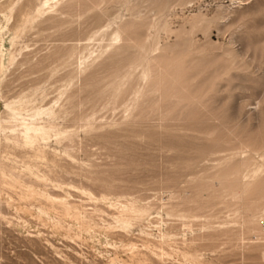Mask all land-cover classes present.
<instances>
[{"label": "rangeland", "instance_id": "374dc122", "mask_svg": "<svg viewBox=\"0 0 264 264\" xmlns=\"http://www.w3.org/2000/svg\"><path fill=\"white\" fill-rule=\"evenodd\" d=\"M65 1L0 0V120L56 111L0 135V264H264V0Z\"/></svg>", "mask_w": 264, "mask_h": 264}, {"label": "bare ground", "instance_id": "6f19581e", "mask_svg": "<svg viewBox=\"0 0 264 264\" xmlns=\"http://www.w3.org/2000/svg\"><path fill=\"white\" fill-rule=\"evenodd\" d=\"M154 1V0H153ZM158 1V0H156ZM159 2V1H158ZM70 3V1H69ZM72 4V3H71ZM69 4V5H71ZM158 4V3H157ZM69 5L67 4V2L65 0H44L43 2V7L40 10V13H43L45 15V20L41 23H45L47 24V22L50 21H54L57 19H61V17H63L65 14H67V12L69 11ZM74 5V3H73ZM77 6V5H76ZM72 7V5H71ZM74 7V6H73ZM77 8V7H75ZM226 9V8H225ZM68 10V11H67ZM71 10V9H70ZM76 12V9H74ZM71 13V12H70ZM74 11L72 12L73 15ZM65 19V18H63ZM38 22V17L34 19V21L32 22V25L30 26L31 28L34 26V24H36ZM56 22V21H55ZM61 23V22H59ZM44 24V25H45ZM43 25V27L45 28V26ZM51 25V22L50 24ZM48 25V26H49ZM42 26V25H41ZM47 26V28H48ZM40 29V28H39ZM122 31H129L131 29L130 26H124L121 27ZM41 30V29H40ZM46 30V28L44 29ZM133 31V29H132ZM122 33V32H121ZM131 33V32H129ZM127 33V35L129 34ZM246 33V32H245ZM125 34V33H124ZM114 41L118 40L119 36H118V32L115 33L114 35ZM259 36V35H258ZM242 39V38H241ZM244 39V38H243ZM249 39V38H246ZM254 39V38H253ZM255 40V39H254ZM258 40V39H257ZM262 40V39H261ZM240 41V40H239ZM246 41V40H245ZM256 41V40H255ZM249 42V41H248ZM252 42V41H251ZM247 43V41H246ZM253 43V42H252ZM257 43V42H256ZM263 44V43H262ZM245 45V44H244ZM247 46L249 45L248 43L246 44ZM251 45V44H250ZM255 47V46H254ZM253 47V48H254ZM1 48V46H0ZM248 49H250V47H248ZM248 49H244L247 50ZM255 49V48H254ZM261 49V48H260ZM69 50L65 48V51ZM259 50V49H258ZM62 51V50H61ZM67 52V51H66ZM69 52V51H68ZM67 52V54H68ZM254 52V51H253ZM260 52V51H259ZM264 52V51H263ZM25 52H23L24 54ZM65 53V52H64ZM248 53V52H246ZM255 53V52H254ZM30 54V53H29ZM66 54V53H65ZM94 54V52H93ZM21 55L20 54H12L10 60H9V64H8V68L10 69L13 66H16L20 63H22V61H18V57ZM61 55V54H60ZM69 55V54H68ZM92 55V53H91ZM248 55V54H247ZM57 56H54V59ZM63 57V56H61ZM91 56L83 59L82 58V62L79 66L80 69V73H83L87 70V61ZM29 58V57H27ZM53 58V57H52ZM30 59H33L30 57ZM60 59V58H59ZM62 59V58H61ZM20 60V59H19ZM21 60H23V58H21ZM58 60V59H57ZM56 60V61H57ZM42 61V60H41ZM24 62V61H23ZM25 62H29L28 59ZM24 62L23 66L26 65V63ZM31 62V61H30ZM46 62V61H45ZM43 65H47L44 62H42ZM42 63H38V64H42ZM21 65V64H20ZM39 66V65H36ZM42 65H40L41 67ZM21 69V66H19ZM32 68V66H30ZM29 67V69H30ZM43 67V66H42ZM41 67V68H42ZM3 68L2 65H0V69ZM38 68V67H36ZM35 68V70H37ZM40 68V69H41ZM46 68V67H45ZM29 69H27L29 71ZM44 69V68H42ZM19 70V69H18ZM26 70V69H25ZM26 70V72H28ZM16 71V70H15ZM21 72V71H20ZM24 72V71H23ZM33 72V71H32ZM37 73V71H34ZM33 72V73H34ZM41 72V71H40ZM25 73V72H24ZM29 73V72H28ZM30 74V73H29ZM38 74V73H37ZM33 75V74H32ZM26 76V75H25ZM21 77V76H20ZM23 77V75H22ZM29 77V76H28ZM67 77V74L64 76ZM20 79V78H19ZM38 79V78H37ZM39 79H42V77ZM63 80V79H62ZM4 79H0V88L2 85H4ZM15 81V79H14ZM13 81V82H14ZM28 81V80H27ZM36 80H33V82ZM29 82V81H28ZM37 82V81H36ZM40 82V81H39ZM24 83V82H23ZM26 83V82H25ZM41 83V82H40ZM33 84V83H32ZM36 84V83H35ZM6 85V84H5ZM6 86H9L8 84ZM32 86V85H31ZM21 87V86H20ZM26 87V86H25ZM39 87V85H38ZM4 88V86H3ZM6 88V87H5ZM21 89V88H20ZM22 89H25L22 87ZM1 90V89H0ZM8 91V90H7ZM11 91V90H10ZM65 92H67V90L65 89ZM63 93V92H62ZM58 102V100H57ZM29 104V101L26 99V97H19L17 99H14L12 101H7L6 103V111H5V116L3 118V120H0V135L2 134L4 136V140L6 142H10L13 144H19L22 143L25 146H33L37 141L42 140V141H48L49 140V126L45 123V122H40L38 117L41 116H49L52 117L54 115H56V111H55V106H51V107H39V108H29L27 105ZM35 146V145H34ZM264 168V167H263ZM260 169V168H259ZM262 169V168H261ZM258 170V169H257ZM255 172L254 177H256L258 175V173L260 171ZM263 171V170H262ZM261 173V172H260ZM260 175V174H259ZM250 184V183H249ZM251 185V184H250ZM249 186V185H248Z\"/></svg>", "mask_w": 264, "mask_h": 264}]
</instances>
